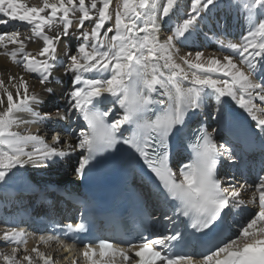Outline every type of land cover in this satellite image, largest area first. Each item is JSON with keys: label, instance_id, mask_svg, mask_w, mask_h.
<instances>
[{"label": "snow or ice", "instance_id": "6c2138e0", "mask_svg": "<svg viewBox=\"0 0 264 264\" xmlns=\"http://www.w3.org/2000/svg\"><path fill=\"white\" fill-rule=\"evenodd\" d=\"M217 4L41 0L29 6L24 0H0V26H11L0 31V55L21 69L7 83L0 79V183L7 184L27 165L42 167L72 155L77 157L75 175L83 178L97 157L124 145L158 180L165 201L174 202L172 215L164 214L163 220L175 225L184 218V231L173 227L154 237L140 233L126 241L88 240L81 251L84 264H264V175L238 185L233 177L221 175V157L233 163L236 157L213 136L230 122L234 104L264 137V0H230L229 7L248 22L238 39H218L220 47L211 54L189 47ZM18 25L26 28L21 31ZM29 42L38 44L37 51L27 50ZM58 65L71 78V88L56 115L60 121L81 120L84 126L66 129L63 140L59 132L52 135L49 144L39 134L16 129L52 119L50 112L35 110L42 99L29 90V77L38 78L51 94L47 85ZM191 112L206 113L216 123L212 131L203 125L196 130L188 144L190 162L177 169L171 161V137ZM20 113L33 119L22 121ZM248 191L250 199H242ZM249 204L253 211L248 218L214 242L224 228L231 232L226 218ZM85 231L82 219L39 239L45 245L53 240L79 244ZM188 238H207V250H187L183 246ZM0 240L9 248L0 251L2 264H55L51 254L37 247L25 246L20 254L27 238L16 226L5 224Z\"/></svg>", "mask_w": 264, "mask_h": 264}, {"label": "bare ground", "instance_id": "6f19581e", "mask_svg": "<svg viewBox=\"0 0 264 264\" xmlns=\"http://www.w3.org/2000/svg\"><path fill=\"white\" fill-rule=\"evenodd\" d=\"M26 4L29 6H34L40 4L41 0H24ZM230 0H218L217 7L213 8L208 14L207 18L204 23L210 22L212 27L214 28L216 35H209L205 34L203 29L199 31L197 35L192 37L191 44H189V47L193 49H201L205 50L208 54L216 52L220 45L217 43L218 39H238L239 36L246 30L247 27V20L241 16L234 8L229 7ZM204 23L202 25H204ZM201 25V26H202ZM225 25V28L221 30L222 26ZM23 31L26 26L25 25H18ZM171 26L170 23L166 24L164 27L169 28ZM70 46L74 44V40L66 41ZM190 43V42H189ZM12 46H10L11 49ZM38 49V44L35 42H29L27 50L35 52ZM4 50L0 49V53H2ZM59 53L60 58L63 59V53H64V44L62 43L59 46ZM21 74V69L15 65L11 59L8 56L0 55V79L4 80L7 83L8 77L10 75L12 76H19ZM54 75L59 79V81L53 82L47 87H52L54 93H63L65 96V93L70 90L71 88V78L69 76L64 75V68L57 69L54 72ZM68 81V84L64 86L62 84L63 81ZM29 90L32 92H36L41 96L42 103L35 107L36 111L41 112L42 114L45 112H50L52 116L55 114V110L48 109L49 105L57 102L56 97H54V94H48L47 91H45V86L40 85L38 78L36 77H29ZM234 105V104H233ZM235 106V105H234ZM191 113L188 114L187 118H190ZM19 117L22 121H31L33 118L28 113H20ZM206 118L211 122L213 121L207 114L205 115ZM39 124L38 126L36 124H25L22 123L17 131L20 132H31L33 134H39L42 137L47 139L44 135V132L41 134V129ZM29 165H27L25 168H28ZM0 251H8L7 249H0ZM2 264V262H0Z\"/></svg>", "mask_w": 264, "mask_h": 264}, {"label": "rangeland", "instance_id": "374dc122", "mask_svg": "<svg viewBox=\"0 0 264 264\" xmlns=\"http://www.w3.org/2000/svg\"><path fill=\"white\" fill-rule=\"evenodd\" d=\"M67 82H69V80Z\"/></svg>", "mask_w": 264, "mask_h": 264}]
</instances>
